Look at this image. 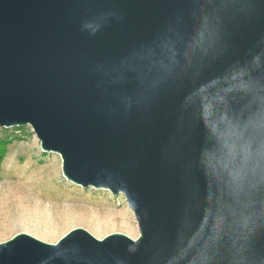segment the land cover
Here are the masks:
<instances>
[{
	"label": "water",
	"instance_id": "1",
	"mask_svg": "<svg viewBox=\"0 0 264 264\" xmlns=\"http://www.w3.org/2000/svg\"><path fill=\"white\" fill-rule=\"evenodd\" d=\"M140 234L21 232L0 264H264V0H0V126Z\"/></svg>",
	"mask_w": 264,
	"mask_h": 264
},
{
	"label": "rangeland",
	"instance_id": "2",
	"mask_svg": "<svg viewBox=\"0 0 264 264\" xmlns=\"http://www.w3.org/2000/svg\"><path fill=\"white\" fill-rule=\"evenodd\" d=\"M1 152L0 242L25 232L55 243L77 227L98 238L114 232L139 236V223L126 196L68 180L61 155L44 151L31 125L0 126ZM117 217L133 222L134 231L102 226Z\"/></svg>",
	"mask_w": 264,
	"mask_h": 264
},
{
	"label": "bare ground",
	"instance_id": "3",
	"mask_svg": "<svg viewBox=\"0 0 264 264\" xmlns=\"http://www.w3.org/2000/svg\"><path fill=\"white\" fill-rule=\"evenodd\" d=\"M111 217H112V215H111ZM102 226L103 227H124V228L132 229L133 231L135 229L133 222H131L129 219H125V218H121V217H117L116 219H114L112 221L110 220L109 223L102 225Z\"/></svg>",
	"mask_w": 264,
	"mask_h": 264
},
{
	"label": "trees",
	"instance_id": "4",
	"mask_svg": "<svg viewBox=\"0 0 264 264\" xmlns=\"http://www.w3.org/2000/svg\"><path fill=\"white\" fill-rule=\"evenodd\" d=\"M1 155H2V152L0 153V157H1Z\"/></svg>",
	"mask_w": 264,
	"mask_h": 264
}]
</instances>
